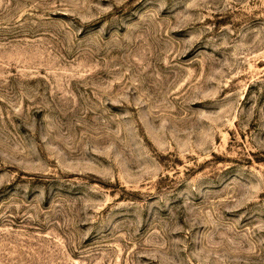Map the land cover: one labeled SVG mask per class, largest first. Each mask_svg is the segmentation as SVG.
I'll return each mask as SVG.
<instances>
[{
    "label": "rangeland",
    "instance_id": "374dc122",
    "mask_svg": "<svg viewBox=\"0 0 264 264\" xmlns=\"http://www.w3.org/2000/svg\"><path fill=\"white\" fill-rule=\"evenodd\" d=\"M0 264H264V0H0Z\"/></svg>",
    "mask_w": 264,
    "mask_h": 264
}]
</instances>
